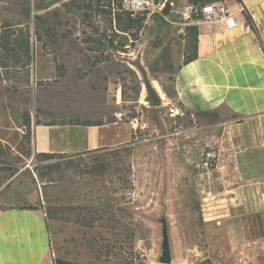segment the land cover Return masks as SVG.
Returning <instances> with one entry per match:
<instances>
[{
  "label": "rangeland",
  "instance_id": "rangeland-1",
  "mask_svg": "<svg viewBox=\"0 0 264 264\" xmlns=\"http://www.w3.org/2000/svg\"><path fill=\"white\" fill-rule=\"evenodd\" d=\"M203 1L157 0L161 9L170 3L169 13L156 8L129 28L124 15L113 14L109 0H0V107L14 124L23 154L31 145V120L39 122L38 116L83 120L84 76L93 85L101 76L100 81L118 75L124 118L139 121L130 146L51 159L34 155L28 163L45 186L42 205L54 260L264 264V239H229L225 226L209 221L201 207L194 160L211 144L206 126L217 118L200 112L193 121L184 108L178 115L153 108L145 101V84L139 87L152 79L172 95V74L192 54L194 18ZM36 50L56 63V74L46 80L35 79ZM94 98L98 109L111 113L109 104H100L99 92ZM26 162L0 141V184ZM45 165L54 166L49 171ZM161 218L167 263L161 261Z\"/></svg>",
  "mask_w": 264,
  "mask_h": 264
},
{
  "label": "crops",
  "instance_id": "crops-1",
  "mask_svg": "<svg viewBox=\"0 0 264 264\" xmlns=\"http://www.w3.org/2000/svg\"><path fill=\"white\" fill-rule=\"evenodd\" d=\"M224 1L234 23L195 22L197 57L176 67L172 95L152 79L140 82L139 87L145 84L149 91L145 101L153 108H166L174 115L182 114L184 108L193 121L200 112L217 118L206 126L212 133L209 142L220 155L219 169L208 183L215 199H201L202 210L209 221L225 226L229 239L263 240L264 210L258 194L264 191V0ZM50 58L36 50L32 62L35 79L56 74V63ZM101 78L91 85L83 77V120L53 116L31 120L27 156L17 148L14 124L0 107V141L16 159L27 161L18 163L15 172L0 184V264H54L49 219L42 205L45 186L28 165L34 155L119 149L133 143L139 121L124 118L118 75ZM96 92L102 97L100 104L111 106V113L97 108Z\"/></svg>",
  "mask_w": 264,
  "mask_h": 264
},
{
  "label": "built area",
  "instance_id": "built-area-1",
  "mask_svg": "<svg viewBox=\"0 0 264 264\" xmlns=\"http://www.w3.org/2000/svg\"><path fill=\"white\" fill-rule=\"evenodd\" d=\"M157 0H109V7L113 14L118 11L122 15H129L131 18L136 19L139 16L154 11L156 8L161 10V6L156 2ZM199 14L201 19L204 20H224L228 24L234 23L231 12L224 0H209L205 2L199 8ZM226 23V24H227ZM220 164V155L215 144H208L205 148L201 149L195 156L194 168L199 176L197 185L200 197L204 201H212L215 199V195L212 190L209 189V181L214 174L218 171ZM259 200L262 203L264 210V191H260L258 194Z\"/></svg>",
  "mask_w": 264,
  "mask_h": 264
},
{
  "label": "trees",
  "instance_id": "trees-1",
  "mask_svg": "<svg viewBox=\"0 0 264 264\" xmlns=\"http://www.w3.org/2000/svg\"><path fill=\"white\" fill-rule=\"evenodd\" d=\"M207 1H209V0L203 1L201 3V5L204 4ZM243 14L245 16V19H246L247 23L251 26V28H253L252 19H251L250 15H248L246 13V10L245 9H243ZM124 16L126 17V19L128 21V27L129 28H133L135 24H140L141 16L137 17L136 19L131 18L128 14L127 15H124ZM200 18H201V14L195 16L194 19L200 20ZM193 30H194V32H193L194 44L192 46L193 47V51H192V54L184 62H188V61L193 60L194 58L197 57V51H196V49H197V34L198 33H197V27H196V25L193 27ZM4 45H5V42H3L1 44V46H4ZM263 51H264V47H263ZM65 155L66 154H60V153H39L38 154V156H40V157H42L44 159H51V158H55L57 156L58 157H63ZM41 160H43V159H41ZM52 166H54V165H47V166L45 165V169L50 171ZM41 177H43V176L41 175ZM22 207L23 208H32V209L33 208H36L35 206H32V205H23ZM46 216L48 217V214L47 213H46ZM55 217H56L55 215H49V218H55ZM54 264H70V263L68 261L64 260V259L56 258L54 260Z\"/></svg>",
  "mask_w": 264,
  "mask_h": 264
},
{
  "label": "water",
  "instance_id": "water-1",
  "mask_svg": "<svg viewBox=\"0 0 264 264\" xmlns=\"http://www.w3.org/2000/svg\"><path fill=\"white\" fill-rule=\"evenodd\" d=\"M171 8V5L169 2H167L163 9H161V13L163 15H166L169 13ZM160 222L162 223V234H163V241H162V248H163V258L161 261L163 262H169L170 257H169V253H168V244H167V234H166V221L164 218L160 219Z\"/></svg>",
  "mask_w": 264,
  "mask_h": 264
}]
</instances>
